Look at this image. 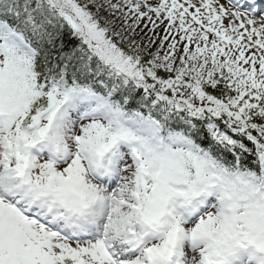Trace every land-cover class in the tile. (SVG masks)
Returning a JSON list of instances; mask_svg holds the SVG:
<instances>
[{
  "label": "snow or ice",
  "instance_id": "6c2138e0",
  "mask_svg": "<svg viewBox=\"0 0 264 264\" xmlns=\"http://www.w3.org/2000/svg\"><path fill=\"white\" fill-rule=\"evenodd\" d=\"M0 264H264V0H0Z\"/></svg>",
  "mask_w": 264,
  "mask_h": 264
}]
</instances>
